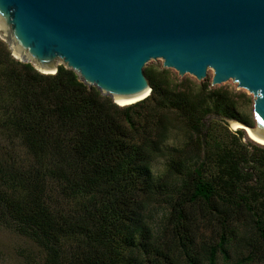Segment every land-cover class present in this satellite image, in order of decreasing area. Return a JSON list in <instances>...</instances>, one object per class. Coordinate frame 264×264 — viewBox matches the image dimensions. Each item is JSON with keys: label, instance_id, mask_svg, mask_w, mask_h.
<instances>
[{"label": "trees", "instance_id": "16d2710c", "mask_svg": "<svg viewBox=\"0 0 264 264\" xmlns=\"http://www.w3.org/2000/svg\"><path fill=\"white\" fill-rule=\"evenodd\" d=\"M145 72L150 95L123 106L0 38V225L39 247L32 264H264V146L224 117L252 122L228 89Z\"/></svg>", "mask_w": 264, "mask_h": 264}, {"label": "water", "instance_id": "95a60500", "mask_svg": "<svg viewBox=\"0 0 264 264\" xmlns=\"http://www.w3.org/2000/svg\"><path fill=\"white\" fill-rule=\"evenodd\" d=\"M0 36L20 61L63 64L116 103L150 95L152 60L201 84L212 69L211 87L252 95L254 126L224 120L264 142V0H0Z\"/></svg>", "mask_w": 264, "mask_h": 264}, {"label": "rangeland", "instance_id": "374dc122", "mask_svg": "<svg viewBox=\"0 0 264 264\" xmlns=\"http://www.w3.org/2000/svg\"><path fill=\"white\" fill-rule=\"evenodd\" d=\"M0 38L4 40V38H2L1 36ZM146 67L155 68L156 70L167 69L170 72L171 78L177 81L188 79L189 81L195 82L196 84H201L192 74L186 73L182 76V78H180L176 69L164 67L153 60L148 62L145 68ZM213 75L214 72L212 69H210L208 71V76L203 79V82H208L210 87L212 84ZM214 87H222L230 90L233 93L235 100H237V110L252 122V126L255 125L252 95L246 89L240 87L237 88L236 83L230 81L220 83ZM172 117L173 123L171 129V137L166 144L168 146L180 144L183 145V141H185L186 137L185 126L183 122L179 118H177V116L173 115ZM218 117L215 116V118ZM212 118L213 117H211V119ZM229 128L233 131L239 130L231 127L230 125ZM243 140L246 142H255L251 140L246 134L244 135ZM3 143V138L0 137V146ZM166 166L167 161L165 156L158 157L153 163V169L155 173L158 174H162L163 172H165ZM39 253V247H37V245L32 240L13 231L12 229L0 225V264H32L31 262L33 257ZM236 259L237 253L236 251L232 250L231 261H224L222 258H220L219 264H235Z\"/></svg>", "mask_w": 264, "mask_h": 264}, {"label": "bare ground", "instance_id": "6f19581e", "mask_svg": "<svg viewBox=\"0 0 264 264\" xmlns=\"http://www.w3.org/2000/svg\"><path fill=\"white\" fill-rule=\"evenodd\" d=\"M61 63H62V62H58L57 65H60ZM45 72H48V71H45ZM49 72H51V71H49ZM52 72H55V71H52ZM141 98H142V97L137 98V99H134V100L124 101V102H118V101H117V102H118L119 105H123V106H124V105H129V104H132V103L138 102V101L141 100ZM233 128H235V129H241V128H243L242 130H245V133L247 134V136H248L251 140H253V141H255L256 143H258V144L264 146V142H260V141H258V140H256V139L252 138V137L246 132V127H245V126H242V125H239V124H233Z\"/></svg>", "mask_w": 264, "mask_h": 264}]
</instances>
